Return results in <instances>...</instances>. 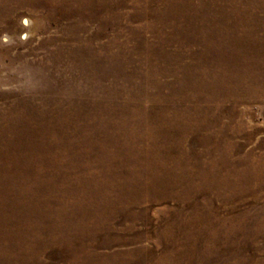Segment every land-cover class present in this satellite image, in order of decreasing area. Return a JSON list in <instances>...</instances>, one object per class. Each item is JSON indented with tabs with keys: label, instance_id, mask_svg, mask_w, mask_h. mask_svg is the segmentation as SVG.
Returning a JSON list of instances; mask_svg holds the SVG:
<instances>
[{
	"label": "rangeland",
	"instance_id": "374dc122",
	"mask_svg": "<svg viewBox=\"0 0 264 264\" xmlns=\"http://www.w3.org/2000/svg\"><path fill=\"white\" fill-rule=\"evenodd\" d=\"M0 264H264V0H0Z\"/></svg>",
	"mask_w": 264,
	"mask_h": 264
},
{
	"label": "bare ground",
	"instance_id": "6f19581e",
	"mask_svg": "<svg viewBox=\"0 0 264 264\" xmlns=\"http://www.w3.org/2000/svg\"><path fill=\"white\" fill-rule=\"evenodd\" d=\"M111 138V137H110ZM160 174V173H159ZM128 191V190H127Z\"/></svg>",
	"mask_w": 264,
	"mask_h": 264
}]
</instances>
